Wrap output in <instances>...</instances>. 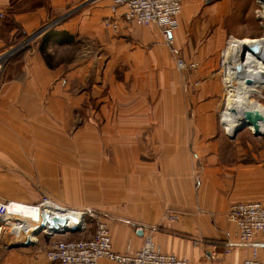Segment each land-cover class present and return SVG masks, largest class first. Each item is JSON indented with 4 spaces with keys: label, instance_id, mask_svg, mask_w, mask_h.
Returning a JSON list of instances; mask_svg holds the SVG:
<instances>
[{
    "label": "crops",
    "instance_id": "crops-1",
    "mask_svg": "<svg viewBox=\"0 0 264 264\" xmlns=\"http://www.w3.org/2000/svg\"><path fill=\"white\" fill-rule=\"evenodd\" d=\"M114 1L0 0V54L17 32L50 26L0 89V201L24 200L15 186L27 184L26 171L48 166L57 175L63 161L44 155L64 153L58 139L75 129L84 158L64 176L86 205L69 206L101 213L116 251H137L151 235L163 252L193 264H242L252 245L236 242L227 209L264 203V132L225 129L220 51L229 35L256 38V28H236L255 26L253 1L184 0L173 44L158 25L125 20ZM51 31L58 34L44 43L49 64L41 43ZM179 59L198 65L180 70ZM253 244L264 262V240ZM47 247H0V264H58Z\"/></svg>",
    "mask_w": 264,
    "mask_h": 264
},
{
    "label": "built area",
    "instance_id": "built-area-1",
    "mask_svg": "<svg viewBox=\"0 0 264 264\" xmlns=\"http://www.w3.org/2000/svg\"><path fill=\"white\" fill-rule=\"evenodd\" d=\"M114 3V10L118 7L124 8L122 15L125 20L138 25L156 24L162 29L167 41L173 44V31L178 27V16L183 10L184 0H115ZM262 5L263 10H261L259 19H261L260 23L263 25L264 4ZM105 22L107 26H111L115 29L118 28L116 20L108 18ZM231 37L232 35H229L228 40ZM220 54V64L222 66L223 50ZM7 56L8 55L5 54L0 57V61ZM197 65L198 63L196 62L188 63L183 59H179L177 62V67L180 70L193 68ZM15 204H17V201L14 200L0 201V221L9 225L10 229L12 226V224H10L11 221H20L17 219L19 217L18 214L14 212ZM33 205L51 207L53 209L56 208L63 212L69 208L57 204L49 198L39 204ZM72 211L79 214L80 221H70L69 219L67 224L63 222V224L57 225V223L53 224L51 221H48V218H43L42 221L35 225H26L23 231H12H15L17 234L27 233L29 238L22 242L31 239L34 244L36 243L34 232L37 227H42V225H44L41 230L55 236L72 232L65 231L66 228L77 227L78 230L85 231L89 228L88 222L90 219H94L95 231L92 237L86 239H54L46 249L47 258L58 264H99L102 258L109 259L118 264H193L186 256H178L174 253L163 252L151 235L145 238L143 246L137 251H131L130 247L124 252L116 251L113 248L108 223L100 213L91 207L79 210L72 208L71 212ZM227 217L236 225V230L234 232L236 242L239 245H252V255L246 257L242 264H264V262L257 257L258 245L253 244L255 239L264 240V203L259 201L232 203L227 209ZM169 218L176 220L178 219V215L171 214ZM2 228L3 226L0 227V231ZM32 234L33 236L31 237ZM212 246L214 250L218 248L217 244H212ZM223 251L227 253L229 247L223 248ZM214 264L225 263L216 262Z\"/></svg>",
    "mask_w": 264,
    "mask_h": 264
},
{
    "label": "rangeland",
    "instance_id": "rangeland-1",
    "mask_svg": "<svg viewBox=\"0 0 264 264\" xmlns=\"http://www.w3.org/2000/svg\"><path fill=\"white\" fill-rule=\"evenodd\" d=\"M253 1V8H252V14L254 17L253 22L255 23V26L253 25L250 27L252 24H240L236 28L238 31L241 29H253L256 28L255 31L257 33L256 38H260L264 36V24L262 25L260 23L259 15L261 14L262 8V3L259 2L258 0H252ZM248 3L245 2V5ZM256 18V19H255ZM263 21V20H262ZM47 30L49 27L45 26ZM44 28V27H43ZM41 30V29H40ZM38 30V31H40ZM37 32V31H36ZM36 32L28 35V36H23L21 32H17V39L14 41L13 45L9 47L7 50L3 51L0 55V57L4 56L5 54L8 56L0 61V89L1 86L4 84L5 80L12 76V72H16L14 70L16 68V61L21 57L23 51L27 50L32 44H35L38 40L37 36L31 40L28 38L34 35ZM233 37L237 38H242L238 34L233 35ZM229 36L227 37L221 51L226 48L228 45ZM246 38V37H243ZM249 38V37H247ZM254 38V37H253ZM254 38V39H256ZM29 40V41H28ZM25 41L26 44H25ZM25 44V45H24ZM22 45V46H21ZM16 49V50H15ZM220 51V53H221ZM221 63V62H220ZM14 67V69H13ZM18 67V65H17ZM224 68V66H223ZM220 70H221V77L223 74L222 66L220 64ZM224 83V82H223ZM225 86V85H224ZM225 94H228V90H225ZM248 103L252 102H258L260 106V111L264 114V87L259 88V92H254L251 94V97L249 99H246ZM224 108V107H223ZM223 111V110H222ZM225 126V125H224ZM226 129V127H225ZM247 131H252L250 128L245 127L244 128ZM243 129V130H244ZM74 130L72 129L67 135V137L64 138H59L58 140L61 141V144L63 146L64 153H45L44 158L46 159L45 161H51L52 159L55 160H61L63 163H60L58 166L56 165L55 168H57V175L54 174V172L51 170L50 167H46L45 170H43V173L40 171L36 170H29L26 171L27 173L23 176L25 177L23 182H27V184L21 185V186H15L16 189H20L23 199H20L21 202H17V205H28L33 208L39 207L40 205H33V204H39L45 199L49 198L55 201L57 204H60L62 206H66L69 208L73 209H85L84 207L79 208V207H72L69 205H75L80 202H85V193L82 190V192H79L75 186V184L72 181H75L69 176H64V174H68L70 170H72L70 167L73 165V160L74 158H78V161L80 160V157L84 158V139L82 138H77V136L74 134ZM229 131V130H228ZM229 132H235V131H229ZM230 134V133H229ZM77 148V150H75ZM48 150V148H47ZM73 151V152H71ZM82 151V152H81ZM36 155H31L30 159L31 162L34 161ZM65 166V168H64ZM60 167V168H58ZM67 167V168H66ZM70 169V170H69ZM16 172V171H15ZM84 172V171H83ZM16 174V173H15ZM69 175V174H68ZM19 176L20 175H15ZM14 188V189H15ZM27 199L28 201H26ZM3 201V200H1ZM25 202V203H22ZM35 201V202H33ZM28 203V204H26ZM32 204V205H31ZM16 205V204H15ZM86 205V202L82 205L79 206H84ZM89 207V206H87ZM16 213V212H15ZM99 213V212H98ZM18 214V213H17ZM101 214V213H100ZM102 215V214H101ZM18 218H20V215L18 214ZM103 216V215H102ZM104 217V216H103ZM17 218V219H18ZM88 220V217H87ZM89 223V228L85 231H75V232H68V233H63V234H58V235H50L42 230H39L35 239V242L40 243L42 240L46 242L47 245H49L54 239H67V237H72L71 235H78V236H83L90 234V232L95 231V220L90 219ZM3 226L2 230L0 231V247L7 248L11 245H15L17 243H20L22 241H25L28 237V234H17L15 231H12L10 229L9 225H6V223H3L0 221V227ZM85 233V234H84ZM68 239H73V238H68Z\"/></svg>",
    "mask_w": 264,
    "mask_h": 264
},
{
    "label": "bare ground",
    "instance_id": "bare-ground-1",
    "mask_svg": "<svg viewBox=\"0 0 264 264\" xmlns=\"http://www.w3.org/2000/svg\"><path fill=\"white\" fill-rule=\"evenodd\" d=\"M259 1L264 4V0ZM227 43L228 45L223 49L222 62L223 82L228 90L221 112L223 123L227 131H236L246 122L244 116L246 111L257 112L263 116L259 121V130L264 132V114L260 111L258 102L248 103L246 101L252 93L259 92V88L264 87V36L256 39L232 36ZM247 79L250 80L249 83ZM248 128L253 130L252 125ZM14 207V212L20 215L18 218L20 221H11L10 224H12L11 230L18 232L23 231L26 225H35L43 218L53 219L57 221V225L63 222L67 224L69 219L80 221L79 214L71 212L72 209L68 208L63 212L45 206L33 208L16 204Z\"/></svg>",
    "mask_w": 264,
    "mask_h": 264
},
{
    "label": "water",
    "instance_id": "water-1",
    "mask_svg": "<svg viewBox=\"0 0 264 264\" xmlns=\"http://www.w3.org/2000/svg\"><path fill=\"white\" fill-rule=\"evenodd\" d=\"M45 29H46V28L41 29L40 31H37L34 35H32L31 37H29L28 39L31 40V39H33V38H35V37L41 35V34L45 31ZM29 40H28V41H29ZM26 42H27V41H25V44H26ZM25 44H24V45H25ZM21 46H22V45H21ZM15 50H16V49H15ZM247 82L249 83L250 80L247 79ZM244 116H245V118H246V122H245L243 125H241V126L235 131V133L238 132V131H240V130H242V129H244L245 127H248V126L252 125V127H253V130H252V131H253V133H254L255 135L263 134V132H260V130H259V121L262 120V118H263V116H262L260 113L246 111V112L244 113ZM48 221H51L53 224H54V223L56 224V222H57V221H54L53 219H50V218L48 219ZM62 222H63V221H62ZM43 227H44V225H42V227H37V228H36V231L34 232V234L37 235L38 231L41 230ZM65 231H72V232H75V231H78V229H77V227L66 228ZM32 244H33V241H32L31 239H28V241H26V242H20V243H17V244H15V245H16V246H29V245H32ZM15 245H14V246H15Z\"/></svg>",
    "mask_w": 264,
    "mask_h": 264
},
{
    "label": "trees",
    "instance_id": "trees-1",
    "mask_svg": "<svg viewBox=\"0 0 264 264\" xmlns=\"http://www.w3.org/2000/svg\"><path fill=\"white\" fill-rule=\"evenodd\" d=\"M58 33H56L55 31H51L49 33H47L44 37H43V40H42V43H41V52H43L45 58L47 59V62L50 63V57L49 55L44 51V43L48 42L49 40H52V37L53 35H56Z\"/></svg>",
    "mask_w": 264,
    "mask_h": 264
}]
</instances>
